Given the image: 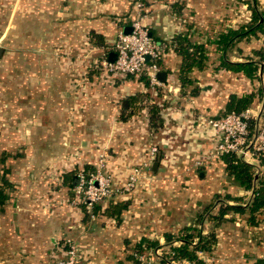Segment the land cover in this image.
I'll return each mask as SVG.
<instances>
[{"label": "crops", "instance_id": "0c3cea01", "mask_svg": "<svg viewBox=\"0 0 264 264\" xmlns=\"http://www.w3.org/2000/svg\"><path fill=\"white\" fill-rule=\"evenodd\" d=\"M142 1L150 36L168 45L158 61L165 82L155 90L144 76L99 67L102 59L115 57L118 33L135 18L132 0H30V21L23 18L25 25L0 45V184L5 178L10 185L0 210V264H55L68 239L78 243L80 264H118L132 244L155 238L159 247L166 235L177 237L182 224L193 225L186 218L200 205L207 203V214L218 208L216 215L220 207L246 209L254 188L264 185V163L256 159L247 162L255 170L248 190L231 182L222 159L195 167L215 143L206 120L226 112L231 96L255 93V81L261 83L219 67L215 43L220 33L250 23L251 17L230 24L236 5L247 9L249 3ZM257 1L262 10L264 0ZM5 10L0 8V41L7 31ZM178 36L205 48L204 67L189 74V84L180 79ZM262 45L261 37L241 42L225 57L256 61L252 50ZM5 46L15 49L11 55ZM257 104L254 98L249 107ZM150 146L157 153L144 178L121 193L132 169L148 160ZM100 153L114 193L90 219L73 203V188L80 172L95 168ZM207 220L199 229L215 236L207 253L219 257L216 264H264V209L227 211L218 225ZM210 224L215 232L205 230Z\"/></svg>", "mask_w": 264, "mask_h": 264}, {"label": "built area", "instance_id": "2783aa9c", "mask_svg": "<svg viewBox=\"0 0 264 264\" xmlns=\"http://www.w3.org/2000/svg\"><path fill=\"white\" fill-rule=\"evenodd\" d=\"M134 8L136 12L130 25L131 33L119 32L113 45L116 53L114 62L104 58L99 62V67L110 74L144 76L149 88L155 90L161 86L158 80V61L168 45L159 43L150 36L144 25L143 4L136 2ZM258 77L261 81L263 73L259 72ZM262 90L264 93V86ZM206 122L213 133L215 143L208 158L196 161L195 167L207 166L215 159L225 156H234L245 163L253 159L260 161L264 157V97L258 100L255 108L249 107L241 112L232 111L209 118ZM156 153L155 146L148 148V160L132 169L121 193H129L135 189L137 183L144 178V170L148 168ZM105 168V154L100 153L95 168L89 172H80L77 175L78 183L73 188V203L82 206L90 219L96 216L94 208L111 198L114 193L112 178ZM158 248L152 249L153 251L150 248L133 252V264H194L186 259L175 258V253L171 250L167 253L168 257H163L161 247ZM204 255L206 252H197L200 261H206ZM79 256L78 243L68 239L63 243L62 256L56 259L55 264H79Z\"/></svg>", "mask_w": 264, "mask_h": 264}, {"label": "trees", "instance_id": "16d2710c", "mask_svg": "<svg viewBox=\"0 0 264 264\" xmlns=\"http://www.w3.org/2000/svg\"><path fill=\"white\" fill-rule=\"evenodd\" d=\"M249 7L251 10V19L248 25L239 27L238 29H228L224 33H220L215 41L219 51L222 54L221 63L219 67L224 68L233 73H240L244 75L249 80L259 79L258 73L264 72V7L262 10L258 9L259 2L257 0H248ZM261 37L263 45L258 49L252 50L254 56L257 60L248 59L244 63H233L230 62L226 56L235 45L241 42H250L252 39H257ZM175 51L182 57V64L180 68V79L182 84H189L191 80L188 78L189 74L194 69H202L204 67V62L206 60L205 48L203 45L190 43L184 37L178 36L175 41ZM262 90H258V93L246 94L241 98H236L234 96L230 97V101L227 105L226 113L241 112L248 108L254 98L261 95ZM152 120L155 124L156 113L155 109L152 108ZM224 113V114H226ZM224 162L226 174L231 179V182L237 186L245 188L246 190L251 189L254 181V167L250 164L237 160L234 156H225L222 158ZM261 163H264V157L260 159ZM10 188L8 181L3 178L0 184V210L6 203L8 195L6 189ZM97 207V206H96ZM94 208L93 212L95 213ZM260 209H264V185L261 184L259 188H254L252 200L246 209L242 207H231L225 206L220 207V210L216 216H208V219L215 221L218 225L223 220V215L227 211H233L235 213H245L248 211L249 214H253ZM85 216L89 217V214L85 211ZM199 220V223L196 221ZM197 220L193 225L184 227L177 237H172L171 235L165 236L166 243L170 246L171 251L175 253V258L186 259L190 262H198L200 260L197 257V252H208L214 246L216 240L213 233L208 235H202L200 229H196L198 224H201L203 220L202 215L197 216ZM178 242V245H174ZM157 242H149L146 240H141L137 242L136 247L126 258L129 260L132 258L133 252H142L151 247H157ZM133 260V259H132ZM133 264L134 261L129 262Z\"/></svg>", "mask_w": 264, "mask_h": 264}, {"label": "rangeland", "instance_id": "374dc122", "mask_svg": "<svg viewBox=\"0 0 264 264\" xmlns=\"http://www.w3.org/2000/svg\"><path fill=\"white\" fill-rule=\"evenodd\" d=\"M136 2L142 3L143 4V8H144V3H143L142 0H132L133 7H134V4ZM240 3H243V4L248 3V0H242V2H240ZM236 6L238 7V9L234 11V14H235L234 17L235 18L230 22V24L232 26H234V27L246 23L251 17L249 10H247V9H250V8L246 9V6L241 5L239 3ZM258 6L260 7L261 4L259 3ZM0 8L1 9H4V8L6 9L5 10V15L2 17L3 18L2 19V22H3L2 30H3V33H4L5 30H7V31H5V36L0 41V45L2 46V45H7L8 44V43H6L7 40L12 38V35H15L17 30H18L17 32H19V29L22 27V25H25V23L23 22L24 19L25 20L27 19L28 21H30L29 20L30 17L27 15V13L30 11V0H0ZM17 24H19V25H17ZM20 24H21V26H20ZM12 26H13V28H12ZM13 31H15V32H13ZM243 46H245V45H242V47ZM257 48L258 47L254 48V49H257ZM4 49H5V52H6L5 54L6 55H11L13 50H15L14 48L12 49L11 46H5ZM24 50L25 49H22V51H24ZM250 52H251V48L250 47H245L244 48V54L245 53L249 54ZM263 77H264V73H263ZM243 86H246V85L243 84ZM263 86H264V78L261 80V83H259V84L256 83V81H255V87H253V89L256 90L255 93H258L259 89H263ZM249 89H250V87H249ZM263 97H264V93L262 92L261 95L259 97L255 98V99H256V101H258V100L260 101ZM224 113H226V112H224ZM224 113H221V114H218V115L222 116V115H224ZM206 205H207V203L206 204H202V205H200L199 209L196 208L193 211L189 212V213H191L190 214L191 216L189 218H186V220L189 221L190 223H194L195 219L197 220V216L198 215H202L203 218L205 219V221L207 220L209 215H211V216L212 215H216V213L218 211V208H216V209L212 208L211 211H210V208L207 209L208 212L210 211L209 214H207L206 208H204V207H206ZM211 206H212V204H211ZM198 221L199 220H197L196 223H199ZM207 221H209V220H207ZM183 227H185L184 224H182L179 227L180 231L183 229ZM196 227H197L196 228L197 230L199 228L204 230V226H202V224H198V226H196ZM205 230H207L208 233L215 232V230L212 227V225L211 226H207L205 228ZM179 233H177V235ZM174 235H176V234H174ZM154 241H159V239L153 238L149 242L153 243ZM161 243H163V244H161V246H159V248L161 247V249H162L163 257H168L167 253L169 252V250H171L170 246L168 244H166L165 240H162ZM178 244H179L178 242L174 243V245H178ZM155 248H158V247H154V248L151 247V251H153L152 249H155ZM130 249H131V251L128 252L127 256L131 255V252L134 249V244H132ZM203 258L206 261H202L201 260L199 264H210V262H211V264H216L219 261V257L217 255H214V254H211V253H207V252H206V255L203 256ZM122 259L127 261L126 256L123 257ZM132 259H133V257L129 259V262L134 261V259L133 260ZM154 259H155V257H154ZM123 260H120L119 262L117 261L118 264H124L125 262H123ZM157 262L158 261H156V263ZM79 264H80V262H79ZM194 264H198V262H195Z\"/></svg>", "mask_w": 264, "mask_h": 264}, {"label": "water", "instance_id": "95a60500", "mask_svg": "<svg viewBox=\"0 0 264 264\" xmlns=\"http://www.w3.org/2000/svg\"><path fill=\"white\" fill-rule=\"evenodd\" d=\"M130 33H131V27H128V28H126V29L124 30V34H130ZM2 52H3V49L0 48V55H1ZM115 58H116V55H115L114 58L109 59L110 62H114ZM165 78H166V74H165L164 72H159V73H158V80H159L161 83H164V82H165ZM157 165H158L157 163H154V165H153V169L156 168ZM76 182L78 183V178H77V177H76Z\"/></svg>", "mask_w": 264, "mask_h": 264}]
</instances>
